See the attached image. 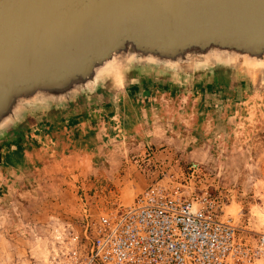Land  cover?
<instances>
[{"label":"rangeland","instance_id":"1","mask_svg":"<svg viewBox=\"0 0 264 264\" xmlns=\"http://www.w3.org/2000/svg\"><path fill=\"white\" fill-rule=\"evenodd\" d=\"M122 73L119 85L29 111L0 135V264H84L80 202L96 219L150 187L209 195L241 237L264 230V73ZM125 101L140 105L126 131ZM199 102L213 110L196 126ZM15 145L26 166L3 167Z\"/></svg>","mask_w":264,"mask_h":264},{"label":"water","instance_id":"2","mask_svg":"<svg viewBox=\"0 0 264 264\" xmlns=\"http://www.w3.org/2000/svg\"><path fill=\"white\" fill-rule=\"evenodd\" d=\"M118 68L264 73V0H0V135Z\"/></svg>","mask_w":264,"mask_h":264},{"label":"built area","instance_id":"3","mask_svg":"<svg viewBox=\"0 0 264 264\" xmlns=\"http://www.w3.org/2000/svg\"><path fill=\"white\" fill-rule=\"evenodd\" d=\"M80 203L84 264H264V230L239 236L207 194L184 200L150 187L96 219Z\"/></svg>","mask_w":264,"mask_h":264},{"label":"trees","instance_id":"4","mask_svg":"<svg viewBox=\"0 0 264 264\" xmlns=\"http://www.w3.org/2000/svg\"><path fill=\"white\" fill-rule=\"evenodd\" d=\"M131 90L135 91L137 90L136 86H133L130 88ZM141 104V103H140ZM147 103L141 104L143 106L144 110H147ZM140 105L137 103H134L132 101L131 103H128V101L124 102V114L127 116V120L123 121V129L128 130L130 126L135 124V117L131 114L130 108H138ZM196 113H195V121L194 124L198 126L203 118L205 117V114L208 112H211L213 110L212 106L206 107L203 105V102H199L195 106ZM73 147L75 149H80L82 147L81 143H74ZM89 147L87 146L86 149ZM23 148L20 145H15L14 149L11 151H7L2 157H1V163L3 167H8L11 169H16L17 167H24L25 164V156L23 153Z\"/></svg>","mask_w":264,"mask_h":264},{"label":"bare ground","instance_id":"5","mask_svg":"<svg viewBox=\"0 0 264 264\" xmlns=\"http://www.w3.org/2000/svg\"><path fill=\"white\" fill-rule=\"evenodd\" d=\"M123 77V73L121 68L118 69H114L111 73H110V83H112L113 85H119V83L121 82ZM33 133V131H32Z\"/></svg>","mask_w":264,"mask_h":264},{"label":"crops","instance_id":"6","mask_svg":"<svg viewBox=\"0 0 264 264\" xmlns=\"http://www.w3.org/2000/svg\"><path fill=\"white\" fill-rule=\"evenodd\" d=\"M48 128V127H47ZM52 130H53V132L55 131V129H53L52 128ZM63 130H65L64 128H63ZM70 130H68V132H69ZM39 132V131H38ZM36 130H33V134H40V132L38 133ZM77 131L76 130H73V131H71V134H73V136H74V134L76 133ZM103 136H105V135H103ZM144 136H147V134L145 133V135ZM96 137V136H95ZM41 138H43V135H42V137ZM95 141L96 142H98V139H97V137H96V139H95ZM35 142V141H34ZM35 144V143H34Z\"/></svg>","mask_w":264,"mask_h":264}]
</instances>
